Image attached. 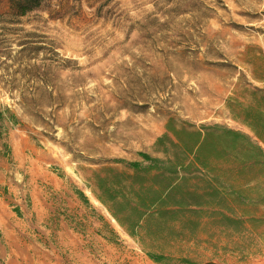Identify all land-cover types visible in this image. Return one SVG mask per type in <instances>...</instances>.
I'll return each mask as SVG.
<instances>
[{
  "label": "rangeland",
  "instance_id": "rangeland-1",
  "mask_svg": "<svg viewBox=\"0 0 264 264\" xmlns=\"http://www.w3.org/2000/svg\"><path fill=\"white\" fill-rule=\"evenodd\" d=\"M258 78L264 0H44L20 16L0 0V264H264V158L242 139L229 171L128 166L202 126L264 152L232 114ZM97 175L149 190L117 215L126 226Z\"/></svg>",
  "mask_w": 264,
  "mask_h": 264
},
{
  "label": "trees",
  "instance_id": "trees-1",
  "mask_svg": "<svg viewBox=\"0 0 264 264\" xmlns=\"http://www.w3.org/2000/svg\"><path fill=\"white\" fill-rule=\"evenodd\" d=\"M5 1L7 2L10 12L14 15L20 16L35 9L44 0ZM258 80L264 81L262 78H258ZM255 95L256 97H252ZM246 100L247 102L244 104L240 101L232 99V101H235L237 104L243 106L238 111L239 113H237V111L236 113L235 111H232V114H234L233 117L248 126L252 131L253 136L256 137L264 147V89L254 87L250 95V99L246 98ZM191 138L192 140L188 147L186 143L180 139H178L177 142H174L168 139L166 135L159 137L156 141V145H160L159 151L163 154V157H151L147 153H140V156L143 160L142 163L139 161H131L128 163V166L133 170L132 175L134 174V176H136L140 172L155 170L159 177L168 175L173 177L178 176L179 179H183L185 174L191 172V168L193 170L200 169L206 170L208 172L211 171V168L217 170L219 168L218 158H221L222 163L228 164L227 171L233 170V168L237 166L236 160L238 158V148L236 140L238 139H242L243 145L246 148L250 147L251 149L258 152L260 157L264 158V152L260 145L251 142L250 139L246 137V135L222 126H202L200 130L191 133ZM218 139L222 140V142L220 145L214 146L215 141H218ZM216 148H220L218 152L215 150ZM212 153L216 159V164L214 163L211 166L210 163L207 164V159ZM246 161H248L247 158L243 160V162ZM242 168H245V165H243ZM96 178L97 184H99L98 188L101 195L97 198L105 205L108 204L107 206L109 211L112 212V216H114L122 226H126V223L123 222V219L117 217V215L119 216L126 212L124 209L126 208L127 202L133 201L134 203L137 201L135 208H137V206L142 207L143 204H146L145 201L142 200H146L147 198L144 199L141 197V195H143V193L145 194L149 190L147 191L142 184L135 183L133 180L128 181L125 178H122L119 181L111 182L109 184H106L104 178H101L99 175H97ZM179 187L180 184L174 181L166 188H168V191L175 193ZM192 191L196 192L195 189ZM156 192L157 194L154 198H149L150 204L154 202L160 203L162 200L163 196L160 195L162 192V187H160ZM176 194L177 197H179V203L183 204L184 199H187L186 196L190 195V191L181 190L179 194ZM167 196L168 195H165L164 198ZM130 224H132V222ZM149 256L155 262H161L164 258L161 255L154 254H150Z\"/></svg>",
  "mask_w": 264,
  "mask_h": 264
}]
</instances>
